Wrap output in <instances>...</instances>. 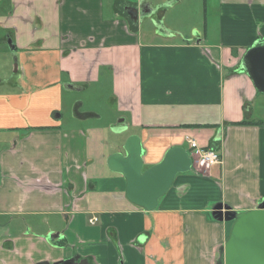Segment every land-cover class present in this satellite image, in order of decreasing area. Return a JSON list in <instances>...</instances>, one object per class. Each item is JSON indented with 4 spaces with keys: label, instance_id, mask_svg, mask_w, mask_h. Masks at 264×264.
<instances>
[{
    "label": "crops",
    "instance_id": "1",
    "mask_svg": "<svg viewBox=\"0 0 264 264\" xmlns=\"http://www.w3.org/2000/svg\"><path fill=\"white\" fill-rule=\"evenodd\" d=\"M132 1L0 0V51L17 65L0 74V264H215L230 223L212 208L243 213L264 198V93L244 68L264 45V0H215L211 15L204 0V33L188 36L153 26L171 0ZM144 20L153 31L142 42ZM106 70L119 121L89 125L101 117L70 100L66 126L63 93ZM131 135L144 170L171 147L191 154L187 139L221 161L176 175L147 213L106 165Z\"/></svg>",
    "mask_w": 264,
    "mask_h": 264
},
{
    "label": "water",
    "instance_id": "2",
    "mask_svg": "<svg viewBox=\"0 0 264 264\" xmlns=\"http://www.w3.org/2000/svg\"><path fill=\"white\" fill-rule=\"evenodd\" d=\"M132 10L137 15V10ZM8 46L10 50H14L10 40ZM13 67L17 68L15 62ZM244 68L254 88L259 93H264V45L247 50ZM67 87L71 89L72 86ZM123 127L125 128L124 125L122 129ZM106 165L109 171L121 175L125 180L124 195L127 201L148 213L157 208L159 199L169 191L176 175L192 170L193 159L185 149L171 147L158 164L144 170L140 139L131 135L117 152L107 157ZM211 217L218 222L232 223L227 239L218 251L215 264H264V198L253 210L243 213L222 203L215 204ZM59 237V233L48 236L49 240ZM52 264H85V260L79 261L74 256Z\"/></svg>",
    "mask_w": 264,
    "mask_h": 264
},
{
    "label": "rangeland",
    "instance_id": "3",
    "mask_svg": "<svg viewBox=\"0 0 264 264\" xmlns=\"http://www.w3.org/2000/svg\"><path fill=\"white\" fill-rule=\"evenodd\" d=\"M135 1L136 0H133L132 2L134 3ZM153 1L159 2L161 0ZM172 1L173 0H171V5H169L168 2H165L164 4H160V6H158V8L161 9L157 19V21H159V26H156L155 24L153 25L151 22V24L155 26V30H163L162 25L164 24L171 29L180 31L183 36L190 35V31L195 28L199 30L200 34L204 33V0H179L178 2ZM214 1L215 0H205V5L207 6V12L209 15H211V7L213 6ZM119 20H121V18ZM152 31L153 28L149 24V20L142 21L140 23L138 32L139 40L142 42L147 41L149 39L147 37ZM155 40L161 39L156 38ZM195 40H199V37L195 38L193 41ZM174 41L181 43L182 39L176 37ZM209 41L211 42L212 40L209 39ZM5 52L6 51L2 53V51H0V74L7 72L10 67L11 70L9 71H13L12 66L14 62L11 59V54L7 51L8 54L5 55ZM3 54L5 56H3ZM107 71L108 70L103 72L102 76L104 75L105 77L101 78L100 83L93 84L84 91L63 93L62 117L63 123L66 124V126L67 124L75 123L72 115L74 105H72V107L69 105V102H71L70 100L77 101L76 109L79 113H91L101 117V120L98 121L90 119L88 122L89 125H92L93 123L95 124V122L108 125L112 122L119 121L120 118L117 117L118 103H116L112 95V81L110 76L107 75ZM130 132L132 131L129 130L128 133ZM107 136L111 137L110 133H107ZM185 174L190 173L187 172ZM231 225L232 223H230V228Z\"/></svg>",
    "mask_w": 264,
    "mask_h": 264
},
{
    "label": "built area",
    "instance_id": "4",
    "mask_svg": "<svg viewBox=\"0 0 264 264\" xmlns=\"http://www.w3.org/2000/svg\"><path fill=\"white\" fill-rule=\"evenodd\" d=\"M187 144L191 151V157L193 159V168L195 167H211L220 164V156L217 152L208 148L199 147L195 141L187 139ZM94 220H89L93 224Z\"/></svg>",
    "mask_w": 264,
    "mask_h": 264
},
{
    "label": "flooded vegetation",
    "instance_id": "5",
    "mask_svg": "<svg viewBox=\"0 0 264 264\" xmlns=\"http://www.w3.org/2000/svg\"><path fill=\"white\" fill-rule=\"evenodd\" d=\"M122 126H123V125H122ZM122 126H121V127H122ZM85 264H90V263L88 262V260H87V259H85Z\"/></svg>",
    "mask_w": 264,
    "mask_h": 264
},
{
    "label": "trees",
    "instance_id": "6",
    "mask_svg": "<svg viewBox=\"0 0 264 264\" xmlns=\"http://www.w3.org/2000/svg\"><path fill=\"white\" fill-rule=\"evenodd\" d=\"M242 124H245L244 122H242Z\"/></svg>",
    "mask_w": 264,
    "mask_h": 264
}]
</instances>
